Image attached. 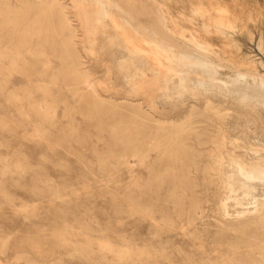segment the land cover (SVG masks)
<instances>
[{"label": "rangeland", "instance_id": "rangeland-1", "mask_svg": "<svg viewBox=\"0 0 264 264\" xmlns=\"http://www.w3.org/2000/svg\"><path fill=\"white\" fill-rule=\"evenodd\" d=\"M67 1L72 22L77 26L76 45L87 60L85 65L95 68L97 87L106 93L112 83L107 72L114 64L112 55L107 51L96 58L86 40L91 31L79 20V2ZM161 1L177 32L200 33L239 63L248 65L255 61L264 71V48L259 43L260 38L264 42V0ZM2 2L0 8L4 5L1 10L5 11L6 0ZM146 2L155 6H145ZM159 3L160 0H138L142 22L154 20L156 24L157 13L152 9ZM194 9L199 14H193ZM5 18L6 11L4 18L0 16V264H230L228 260L232 264H255V260L264 264L262 258L250 253L255 247L258 249L255 243L262 237L263 229L252 232L250 228L251 232L243 234L232 226H223L233 213L220 214L213 185L206 188L199 183L194 186V193L191 188L187 190V202L191 194L205 200L204 214H196L198 219L189 222L186 215H179L172 199L174 180H160L159 164L144 165L138 157H128L130 145L138 136L129 128H120V113V120L116 115L89 114L90 102L73 93L63 81L67 64L62 63L58 53L62 33L49 31L50 42L44 37H39V42L35 36V46L30 41H19L20 33L11 28V14L9 21ZM219 18L227 27L233 22L237 29L228 33L234 32V39L216 28ZM16 44L19 48L14 46V50L12 45ZM31 49H36V53ZM112 72H117L116 68ZM52 75H56L54 80ZM222 99L224 105L233 106L230 97ZM44 104L51 105L49 116ZM242 116L232 112L231 124L238 121L244 128L231 129V125L229 131L240 137L241 144H248L243 130L253 132L264 126V112L258 124ZM178 169L181 173V167ZM195 173V180L203 182L205 173ZM180 178L178 175L179 182ZM167 218L176 220L175 224L171 226Z\"/></svg>", "mask_w": 264, "mask_h": 264}, {"label": "bare ground", "instance_id": "bare-ground-1", "mask_svg": "<svg viewBox=\"0 0 264 264\" xmlns=\"http://www.w3.org/2000/svg\"><path fill=\"white\" fill-rule=\"evenodd\" d=\"M8 1L5 2L7 4V6L5 4L7 19H5L9 21L11 14L13 26L11 28L15 33H20L17 36L20 37L19 41H30L31 44H34L35 36H38L37 39L44 37L47 41L48 36L50 37L49 31H58L63 34L62 45L60 44L61 52H58L59 50L57 52L60 53L62 63L67 64L62 72L66 86L69 85L74 90L73 93L79 94L81 99L90 102L91 111L89 114L98 115L96 117L110 114L111 117L116 115L118 118L117 114L120 113L122 121L121 127H119L129 128L138 136L132 142L133 146L130 145L132 148L129 147L131 151L128 157H138L144 165L158 163L160 180L166 178L174 180L172 199L177 206L179 215H186L191 222L197 218H195L196 214L198 217L199 214H204V198L197 194H191L187 202L185 199L187 190L191 188L194 193L193 188L199 183L205 184L206 188L213 185L216 207L220 214L229 216V213H233V216L231 215L223 222L225 223L223 226H232L243 234L251 232L250 228L253 229L252 232L254 229L261 232L259 230L263 229L262 237L255 243L258 249L255 247L250 250V253L264 260V126L253 132L247 131L245 128L241 133L245 135L248 144L243 143L244 145L238 140L239 136H234L233 132L229 131L231 125L234 127L231 129L242 127V125L240 126L242 123L235 120L236 124H231L233 118L230 120V116L233 111H237V114H244L247 116V121L252 120L256 124L262 119L264 71L259 69L256 62L252 61L248 65L239 63L225 54L223 50L217 49L210 40L202 37L200 33L177 32L176 27L170 24L171 19L161 0L156 9H152L157 13L156 24L154 20L151 21L154 22L153 24L146 22V19L145 23L142 22L141 11L137 10L139 8V6L137 7L138 0H123L124 2L77 0L79 2V20L86 24V28L91 31L88 38L86 37L91 52L96 54V58H99L109 51L114 62L113 67L117 71L112 72L113 67L108 68L107 72L112 83L106 89L107 92L103 93L94 81L95 68L85 65L87 60L83 59V54L76 45L77 26L72 22L67 8L70 1L17 0L18 2H11V4ZM2 3L1 5H3ZM149 3L146 2L145 6H148ZM127 4L130 6L127 7ZM151 6L153 8L155 5ZM1 8L0 16L4 18L5 11ZM192 12L199 14L198 9H194ZM147 16L149 19V15ZM144 17L146 18V16ZM191 18L193 19V17ZM215 24L216 28L222 29L223 34L231 35V37L234 32H228L237 29L233 22L232 26L227 27L223 18H219ZM204 26L207 28L206 23ZM51 39L53 38L51 37ZM40 40L42 39L40 38L39 42ZM259 40L260 45L264 48V42L261 38ZM42 43L45 44L44 42L40 44ZM46 43L48 44V42ZM36 44L38 45V43ZM17 45L12 46L14 48ZM236 45L238 46V43ZM19 47H22V44ZM31 50L33 51V49ZM33 52L36 53V49ZM20 55L22 54H19V57ZM20 58H24V56ZM55 76L52 80L55 79ZM120 86H124V88ZM47 90L51 91L49 87ZM222 97H230L233 106L224 105ZM44 99L42 98V100ZM41 106H39L40 109ZM45 106V113L49 116L51 105ZM55 108L54 106L53 109ZM53 112L55 114L56 111ZM108 126L110 125L108 124ZM241 146L246 148L241 150ZM126 154H128L127 151ZM178 166L182 169L181 173L177 172ZM195 171L205 173L203 182L195 180L197 175ZM178 175H181L180 182ZM230 207L233 208L232 212ZM216 213L218 212L216 211ZM166 220L171 226L176 221L171 218ZM225 232L223 233L225 234ZM230 236H232L231 233ZM236 243L238 244V242ZM228 262L232 264L231 260ZM257 264H260L259 261Z\"/></svg>", "mask_w": 264, "mask_h": 264}]
</instances>
